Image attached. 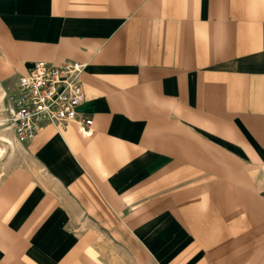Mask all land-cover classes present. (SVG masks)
<instances>
[{
	"label": "crops",
	"instance_id": "crops-1",
	"mask_svg": "<svg viewBox=\"0 0 264 264\" xmlns=\"http://www.w3.org/2000/svg\"><path fill=\"white\" fill-rule=\"evenodd\" d=\"M65 61L90 135L11 131L0 264H264V0H0V120Z\"/></svg>",
	"mask_w": 264,
	"mask_h": 264
},
{
	"label": "built area",
	"instance_id": "built-area-1",
	"mask_svg": "<svg viewBox=\"0 0 264 264\" xmlns=\"http://www.w3.org/2000/svg\"><path fill=\"white\" fill-rule=\"evenodd\" d=\"M84 69V65L72 61L60 65L35 63L20 76L8 105L9 129L19 143L30 141L46 124L76 123L90 135L93 121L78 113L85 101Z\"/></svg>",
	"mask_w": 264,
	"mask_h": 264
},
{
	"label": "rangeland",
	"instance_id": "rangeland-1",
	"mask_svg": "<svg viewBox=\"0 0 264 264\" xmlns=\"http://www.w3.org/2000/svg\"><path fill=\"white\" fill-rule=\"evenodd\" d=\"M2 115H5L7 118L4 119V120H0V136H4L5 135V136L11 137V139H13V137L11 135V130L9 129L10 124L8 122V120H9L8 107H7V110L5 111V113H3ZM16 145H15L14 148H9V147L5 146L0 141V149L4 150V155L0 159V181L7 173V165H8V163L10 161H12L14 156L16 155V153L19 152V150L16 147Z\"/></svg>",
	"mask_w": 264,
	"mask_h": 264
},
{
	"label": "bare ground",
	"instance_id": "bare-ground-1",
	"mask_svg": "<svg viewBox=\"0 0 264 264\" xmlns=\"http://www.w3.org/2000/svg\"><path fill=\"white\" fill-rule=\"evenodd\" d=\"M1 101V100H0ZM2 102V101H1ZM4 109V108H3ZM6 131V130H5ZM0 141L7 147L9 148H14L15 145L17 144L14 139H11V137L8 136H0ZM4 155V150L0 149V159L3 157Z\"/></svg>",
	"mask_w": 264,
	"mask_h": 264
}]
</instances>
